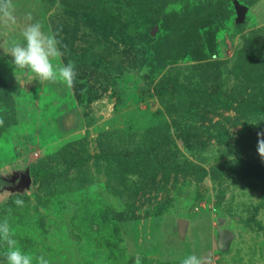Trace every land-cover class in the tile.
Masks as SVG:
<instances>
[{"label":"rangeland","instance_id":"obj_1","mask_svg":"<svg viewBox=\"0 0 264 264\" xmlns=\"http://www.w3.org/2000/svg\"><path fill=\"white\" fill-rule=\"evenodd\" d=\"M13 3L15 22L0 19V221L18 245L50 264H264V179L240 167L264 166V116L245 107L264 97V0ZM35 22L58 33L73 87L5 53ZM32 161L50 175L32 178Z\"/></svg>","mask_w":264,"mask_h":264},{"label":"clouds","instance_id":"obj_2","mask_svg":"<svg viewBox=\"0 0 264 264\" xmlns=\"http://www.w3.org/2000/svg\"><path fill=\"white\" fill-rule=\"evenodd\" d=\"M179 9V5H169L166 11H179ZM14 12L13 0H0V19L14 23ZM21 35L22 40H13L9 49L4 50L13 58L12 63L15 68L34 73L41 82L62 83L67 88L73 87L77 77L75 63L64 64L58 61L63 55L62 43L57 38L58 33L45 32L42 24L35 22L27 25ZM0 124H3L2 119ZM257 137V151L264 159V131L258 132ZM14 203L18 207L24 205L22 199H16ZM0 242L7 246V251L4 253L7 264H50L44 256L34 257L18 245L7 218L0 221ZM181 264H203V260L200 256L191 254L182 258Z\"/></svg>","mask_w":264,"mask_h":264},{"label":"trees","instance_id":"obj_3","mask_svg":"<svg viewBox=\"0 0 264 264\" xmlns=\"http://www.w3.org/2000/svg\"><path fill=\"white\" fill-rule=\"evenodd\" d=\"M245 107H247V111L249 113L264 116V97L263 99L252 102L251 104H248ZM240 167L244 168V170H246L249 175L264 179V166L244 162ZM27 170L28 174L34 179L43 178L50 175V172L46 170L38 161L29 162ZM1 180L4 183V180L2 178Z\"/></svg>","mask_w":264,"mask_h":264},{"label":"water","instance_id":"obj_4","mask_svg":"<svg viewBox=\"0 0 264 264\" xmlns=\"http://www.w3.org/2000/svg\"><path fill=\"white\" fill-rule=\"evenodd\" d=\"M25 179H27V180H28V179H29V176H26V178H25Z\"/></svg>","mask_w":264,"mask_h":264}]
</instances>
